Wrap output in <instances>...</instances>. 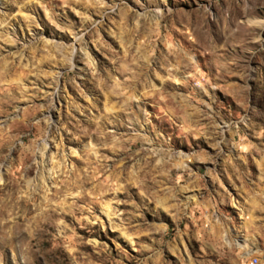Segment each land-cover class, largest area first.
I'll return each mask as SVG.
<instances>
[{
    "label": "rangeland",
    "instance_id": "374dc122",
    "mask_svg": "<svg viewBox=\"0 0 264 264\" xmlns=\"http://www.w3.org/2000/svg\"><path fill=\"white\" fill-rule=\"evenodd\" d=\"M264 264V0H0V264Z\"/></svg>",
    "mask_w": 264,
    "mask_h": 264
},
{
    "label": "built area",
    "instance_id": "2783aa9c",
    "mask_svg": "<svg viewBox=\"0 0 264 264\" xmlns=\"http://www.w3.org/2000/svg\"><path fill=\"white\" fill-rule=\"evenodd\" d=\"M248 264H262L257 255H251L248 259Z\"/></svg>",
    "mask_w": 264,
    "mask_h": 264
}]
</instances>
